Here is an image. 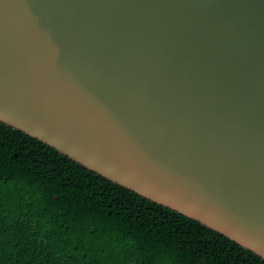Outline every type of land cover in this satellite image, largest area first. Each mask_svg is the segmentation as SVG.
<instances>
[{"label": "water", "instance_id": "1", "mask_svg": "<svg viewBox=\"0 0 264 264\" xmlns=\"http://www.w3.org/2000/svg\"><path fill=\"white\" fill-rule=\"evenodd\" d=\"M0 123L264 260V0H0Z\"/></svg>", "mask_w": 264, "mask_h": 264}, {"label": "trees", "instance_id": "2", "mask_svg": "<svg viewBox=\"0 0 264 264\" xmlns=\"http://www.w3.org/2000/svg\"><path fill=\"white\" fill-rule=\"evenodd\" d=\"M0 264H264L0 123Z\"/></svg>", "mask_w": 264, "mask_h": 264}]
</instances>
